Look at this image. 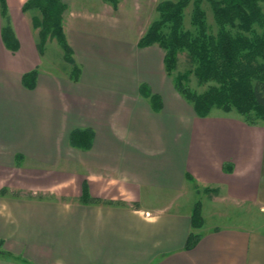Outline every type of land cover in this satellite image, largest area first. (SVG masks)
<instances>
[{
	"label": "crops",
	"instance_id": "1",
	"mask_svg": "<svg viewBox=\"0 0 264 264\" xmlns=\"http://www.w3.org/2000/svg\"><path fill=\"white\" fill-rule=\"evenodd\" d=\"M25 1L6 0L0 14V264H264V121L197 116L160 46L68 29L66 9L79 77L44 71ZM34 69L29 88L23 74ZM141 84L159 95V110ZM75 129L92 130L89 148L71 143ZM15 170L32 185L7 179ZM197 188L225 222L208 220L202 198L190 197ZM196 201L202 224L193 227ZM243 205L259 228L242 225ZM191 232L199 238L187 249Z\"/></svg>",
	"mask_w": 264,
	"mask_h": 264
},
{
	"label": "trees",
	"instance_id": "2",
	"mask_svg": "<svg viewBox=\"0 0 264 264\" xmlns=\"http://www.w3.org/2000/svg\"><path fill=\"white\" fill-rule=\"evenodd\" d=\"M116 4L117 0H109ZM264 0H162L156 9L158 18L153 20L139 38L137 45L146 47L157 44L164 50V69L168 76L176 68L178 53L186 51L193 67L173 78L180 95L192 105L199 117H206L214 108L223 112L234 110L248 125L264 121V13L260 2ZM206 3L212 12L216 30L211 31L207 21ZM191 5L192 30L184 27V10ZM36 8L41 17L33 19L39 26L40 45L48 36L56 37L72 64L69 76L76 81L80 67L75 64L72 49L62 28V16L66 9L63 0H26L22 9ZM6 0H0V12L4 16ZM255 25L262 27L261 31ZM6 46L17 49L18 43L8 26L1 29ZM192 73L200 84H207L201 92L192 90L187 76ZM36 70L23 74V83L32 88ZM155 110L161 108L159 95L151 93L146 84L140 85ZM91 129H75L70 134L73 145L89 148L92 143ZM188 176V175H187ZM189 177V176H188ZM207 191V189H205ZM88 200L85 194L82 198ZM200 203L197 201L191 214L192 226L202 224ZM264 232V229H263ZM199 238L189 233L186 248H192Z\"/></svg>",
	"mask_w": 264,
	"mask_h": 264
},
{
	"label": "rangeland",
	"instance_id": "3",
	"mask_svg": "<svg viewBox=\"0 0 264 264\" xmlns=\"http://www.w3.org/2000/svg\"><path fill=\"white\" fill-rule=\"evenodd\" d=\"M63 1L66 4V11L64 14V19L63 18L62 19L64 20L66 28L74 29V27L76 26L75 24L80 23L85 26V30L87 32H89L94 36L107 37V38L111 36L118 38L120 41H124V42L131 41L133 44H135L142 36V34L146 31L149 24L153 20L158 18V11L156 7L158 3L162 0H117L116 4H112V2H110L109 0H63ZM260 5L264 13V1L260 2ZM203 7L205 8L207 13V21L210 26V29L211 31H215L216 27L213 22L212 12L206 3L203 4ZM22 11L26 12L25 19H27L30 26L32 27L33 35L35 37V42L38 46V51L41 53L39 59L40 60L39 67H41L44 71L53 72L55 75L60 74L62 76L64 75L68 76L72 64L67 61L64 50L62 49L61 45L58 43L56 37L48 36L43 42V44L40 45V35H39L40 27L35 26L33 24L34 17L35 18L37 17L38 19L41 17L39 10L36 8H28L25 10L22 9ZM190 11H191V5H188L184 10V27L186 29L192 30L193 27L190 23ZM6 12L4 16H6ZM7 21H9L8 17H7ZM3 23L4 26H8L10 28L8 23L6 22ZM255 29L257 31H261L262 27L255 25ZM154 45H156L155 47H159L157 44ZM29 55L31 57L30 52ZM71 57L74 63L78 65L73 54H71ZM191 67H193V64L190 62L187 52L180 51L178 53L177 66L172 71V74L169 76V78L172 80V83H173V78L176 75L184 73L186 70L190 69ZM186 84L196 92H201L207 87V84H200L192 73H190L187 76ZM218 111H220V109L214 108L212 110V113ZM231 112L235 113L234 110H232ZM15 171L16 172L12 171L6 173L7 174L6 178L18 182H21L22 180L25 181L28 186L32 185L31 178L29 175H24L23 174L24 172L22 170L20 171L15 170ZM196 191L197 192L195 193L192 190H190L191 196L190 194L187 193L184 194V196L186 197L190 196L194 201L196 199L199 200L202 198L201 200H203L204 203V213L210 222L216 224H221L225 222V221L219 222L216 221L214 218H211L213 214H218V213L222 214V213H221V209L217 213L211 211L212 201L207 200V198L203 195L205 191L204 188L202 189L197 188ZM181 204L184 207H186L187 205L186 202ZM242 207H243L241 213L242 225L259 228L262 221L261 219H259V215L255 213L254 208L250 205L249 206L243 205ZM213 223H211L210 225L213 226Z\"/></svg>",
	"mask_w": 264,
	"mask_h": 264
}]
</instances>
